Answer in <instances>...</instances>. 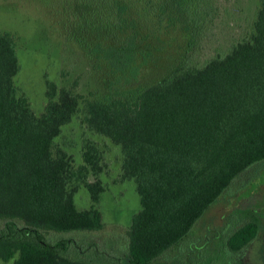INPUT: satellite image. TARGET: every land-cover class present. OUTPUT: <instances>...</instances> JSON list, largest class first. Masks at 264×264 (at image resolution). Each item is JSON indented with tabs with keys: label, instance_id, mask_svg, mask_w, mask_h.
Here are the masks:
<instances>
[{
	"label": "trees",
	"instance_id": "1",
	"mask_svg": "<svg viewBox=\"0 0 264 264\" xmlns=\"http://www.w3.org/2000/svg\"><path fill=\"white\" fill-rule=\"evenodd\" d=\"M219 1H89L99 2V17L91 22L107 35L93 51L117 74L110 81L114 91L83 98L48 79L37 114L14 82L20 68L16 37L0 31L1 261L182 264L185 254L188 264H214L219 258L213 249L233 255L253 238L255 220L224 233L211 250L205 237L180 248L240 175L251 179L262 167L264 0H256L248 34L224 51L196 62L185 57L144 84L138 79L167 42L164 35L201 33L218 15ZM76 115L89 132L120 145V179L136 185L140 208L125 227L120 253L76 239L104 226L97 204L105 190L102 156L92 138L83 139L77 164L56 142ZM80 186L90 194L88 208L74 203ZM167 253L172 256L164 261Z\"/></svg>",
	"mask_w": 264,
	"mask_h": 264
},
{
	"label": "rangeland",
	"instance_id": "2",
	"mask_svg": "<svg viewBox=\"0 0 264 264\" xmlns=\"http://www.w3.org/2000/svg\"><path fill=\"white\" fill-rule=\"evenodd\" d=\"M89 1L92 0H0V31H9L16 37L20 68L14 76V82L18 92L27 96L36 114L42 110L46 100L44 91L48 79L56 81L59 85L72 87L83 98L114 91L116 84L110 81L116 73L112 72L103 60L98 61L93 51L95 43L105 42L107 35L103 26L91 22V19L99 17V2ZM255 6L256 0H220L218 15L201 33L194 29L189 32L179 29L164 35L167 42L160 48L157 57L155 55L156 60L149 61L144 66L138 77L139 83L144 84L148 77L154 78L165 73L185 57H191L192 61L196 62L210 57L217 51H224L233 41L248 34ZM85 137L94 140L102 156L103 168L100 178L105 190L101 193L97 207L101 211L104 226L86 235L77 234L76 239H92L100 248L120 253L126 248L125 227L130 224L133 214L140 208L136 185L133 179H120V145L89 132L81 124L79 115L63 126L56 142L73 156L77 164L82 161L81 151ZM260 170L261 173L252 176L249 181L244 174L240 175L225 195L199 219L194 232L180 248L185 249L190 240L197 237L203 239L205 235L214 234L213 230L224 228V220L220 215L230 209L227 207V198L230 197L233 200L231 205L236 207L259 199L258 192L250 191L264 180V168ZM234 192H238L240 200L233 195ZM249 193V196L243 197ZM74 203L78 209L91 206L90 194L85 187L80 186L75 192ZM257 204L260 202L256 201L253 205L258 206ZM218 239L215 236L207 239L211 243L210 250L216 246ZM207 240L205 242H208ZM258 248L259 241L256 240L245 251L240 252L239 259L238 255L225 253V250L221 254L219 249L215 248L212 253L219 259L214 264H239L241 258L248 256L244 255V252L250 253L249 259L254 264L260 261V255L256 254ZM194 250L201 252L200 247ZM171 254H165L164 261H169ZM190 262V257L184 254L182 264ZM0 264H12V261L0 260Z\"/></svg>",
	"mask_w": 264,
	"mask_h": 264
},
{
	"label": "flooded vegetation",
	"instance_id": "3",
	"mask_svg": "<svg viewBox=\"0 0 264 264\" xmlns=\"http://www.w3.org/2000/svg\"><path fill=\"white\" fill-rule=\"evenodd\" d=\"M262 168H264V161H263L261 169ZM257 173L260 174L261 170L259 169L257 171ZM249 180L250 179H248V181ZM248 181H247V183H248ZM253 191L258 192L260 195L259 199L256 200V201L260 202V204H257L258 206L253 205L256 202V201H253L252 203L250 202L245 206L236 207V205L235 206L231 205L233 200L230 197L227 198L226 199V200H228L227 207H229L230 209H228L226 212H223L220 215V218L224 220V222H223L224 228H217L216 231L215 230L212 231V233H214V234H212L210 236L205 235L204 237L207 238L208 240H210V238H214V236L216 238L220 239L221 236L224 235V233L233 232L235 229L240 227L242 224L250 222L251 220H255V222L257 223V230H256L255 235L245 246H243L236 254H233V255H235V256L238 255V257H240V252L245 251L248 247H250L252 245V243H254L256 240H258L259 241V248H258L256 254L258 253L260 255V257H259L260 261L254 263V264H264V180L261 181L255 189H252L250 191V193ZM250 193L248 195L243 196V197L246 198L247 196L250 195ZM233 195H235V197L237 199L241 198V197L237 196L238 192H234ZM254 208H256V209H254ZM209 230H211V229H209ZM248 252H249V249H248ZM229 254H231V253H229ZM243 254L248 255V256H244L243 258H241L239 264H253L249 259L250 253L245 254V252H244ZM232 264H237V263L232 262Z\"/></svg>",
	"mask_w": 264,
	"mask_h": 264
}]
</instances>
